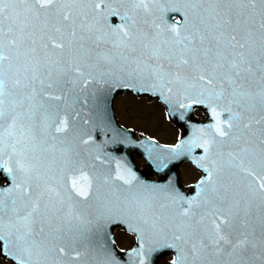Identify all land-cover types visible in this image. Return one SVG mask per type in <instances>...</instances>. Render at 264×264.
Here are the masks:
<instances>
[{
	"label": "snow or ice",
	"instance_id": "1",
	"mask_svg": "<svg viewBox=\"0 0 264 264\" xmlns=\"http://www.w3.org/2000/svg\"><path fill=\"white\" fill-rule=\"evenodd\" d=\"M117 3L180 16L154 19L151 32L127 11L123 23L108 24ZM101 45L117 87L210 111L215 122L187 142L206 161L197 162L206 175L194 196L138 181L119 161L114 173L95 175L100 154L74 159L49 143L69 130L68 116L47 105L66 94L49 90L63 76L82 89L93 84L85 68ZM0 172L11 177L0 185V257L9 264L79 261L78 243L91 242L99 222L76 206L108 185L105 210L126 216L138 235L133 264H264V0H0Z\"/></svg>",
	"mask_w": 264,
	"mask_h": 264
},
{
	"label": "water",
	"instance_id": "2",
	"mask_svg": "<svg viewBox=\"0 0 264 264\" xmlns=\"http://www.w3.org/2000/svg\"><path fill=\"white\" fill-rule=\"evenodd\" d=\"M171 7V5H166ZM113 7L119 9V15L109 16L108 24H121L123 21L120 16H123L127 11L128 14L136 21V25L143 29L152 31L150 25L155 19L158 23L168 22L169 17L175 15L180 16L178 13H161L158 9H153L151 14L144 13L142 10L133 11L132 5L114 4ZM163 17V20H161ZM147 21V23H145ZM173 22V21H172ZM91 46V45H87ZM93 51L91 58L87 60L91 68H85V71H92L93 76L96 78L93 84L87 88H80L79 85H73L72 83H65L68 79L67 76L60 77V83L57 84L54 89L49 91H56L58 94H66V100L60 102L47 101V105L50 110H56L59 107L61 115H67L69 119L68 132L58 136L56 141H49V143H55L56 148L69 149V154L78 159L83 157L84 159H90V156H85V151L91 155L100 154L105 160L103 165L97 164L95 169H89L95 175L102 176L108 171L115 172L117 161L124 166H135L132 153L136 152L139 156H145L151 166H178L184 160H192L196 165L197 162L206 163L202 161L201 157L204 156L202 148L189 147L188 141H191L199 133L196 132V128L201 125L214 123L211 118L210 111L204 105H193L191 109H180L175 103L166 104L157 92L155 95L151 92L137 91L136 89H130L125 87H117L112 78L107 75L109 71L117 72L115 65L108 63L102 58V54L108 49L101 45L99 48L92 46ZM104 75H101V74ZM122 74V73H120ZM55 78V77H54ZM109 83H105V81ZM98 81V82H96ZM131 91L137 94H149L160 98L168 108V117L174 120L177 124L185 128V135L183 136L180 144L182 147L179 150L173 151V148L161 147L148 139L142 138L141 142L135 143L131 132L126 131L116 124L113 114V99L122 92ZM195 107H200L208 113V121L200 124L192 119V112ZM79 112L80 115L75 119V113ZM225 114L222 118H226ZM181 116L183 119H181ZM87 121V123H85ZM91 137L89 145L84 146L80 144L81 138ZM55 151V156L59 161L62 159L60 151ZM77 153L79 156H77ZM49 156L52 153L48 154ZM203 170V168H200ZM204 171V170H203ZM206 175V174H205ZM0 180H5L4 187H8L11 181V177L7 173L0 172ZM96 185L100 184L99 180L94 182ZM116 185L120 182L116 181ZM148 185L157 184L156 182H148ZM111 185L102 186L100 194L97 197L93 196L86 204L82 203L76 206V211L82 215L88 216L93 219L94 225L98 221V227H93V234L91 235V242L84 240L78 243V247L85 253L79 261H70L68 264H103L104 250L106 249L110 253L111 242H106L104 233L108 236L109 230L114 225H122L129 227L128 219L126 216L120 213H109L104 208L105 199H109L107 193L111 189ZM195 191L191 194V197L195 195L198 190L196 185ZM71 243V238L68 239ZM106 246H104V245ZM111 258V257H109ZM112 260V264H124V261L120 263V259ZM130 264V263H127Z\"/></svg>",
	"mask_w": 264,
	"mask_h": 264
},
{
	"label": "rangeland",
	"instance_id": "3",
	"mask_svg": "<svg viewBox=\"0 0 264 264\" xmlns=\"http://www.w3.org/2000/svg\"><path fill=\"white\" fill-rule=\"evenodd\" d=\"M148 102L145 104L143 101L131 98V96L119 98L115 103L119 121L136 129L148 131L152 133V136L154 135L162 141H172L175 139L176 133H179V130L175 126L171 127L163 117V107H158L159 104L153 103V101ZM139 164L143 166V162L139 161ZM119 237L121 243L128 244L126 237L123 235H119ZM0 264L9 263L0 259Z\"/></svg>",
	"mask_w": 264,
	"mask_h": 264
}]
</instances>
